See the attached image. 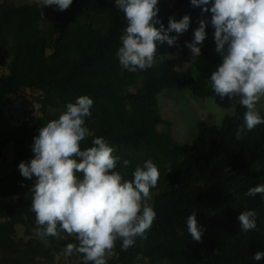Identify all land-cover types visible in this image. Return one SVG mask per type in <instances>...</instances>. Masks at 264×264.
Returning a JSON list of instances; mask_svg holds the SVG:
<instances>
[{
	"label": "trees",
	"instance_id": "1",
	"mask_svg": "<svg viewBox=\"0 0 264 264\" xmlns=\"http://www.w3.org/2000/svg\"><path fill=\"white\" fill-rule=\"evenodd\" d=\"M158 8L156 19L165 28L175 11H181L180 18L190 16L178 47L192 41L198 19H211V13L201 17V9L193 8L190 0H158ZM125 27L114 0H73L63 12L35 0L19 5L0 0V159L8 143L13 151L12 170L0 177V264H59L57 257L66 245L78 243L72 237H35L30 210L35 177L23 178L18 165L33 158L38 129L58 119L66 105L81 96L93 100L86 126L116 148L121 158L117 170L124 179L131 180L137 164L148 159L160 172L151 189L156 219L147 237L137 238L127 251H120L118 241V256L109 264H264V258L253 259L256 252H264V195L244 196L249 188L264 184V125L237 140L245 109L238 98L215 96L223 108L234 104V114L225 116L220 126L210 124L209 118L198 121L193 140L184 148L172 137L171 123L158 107V95L167 89L184 88L199 99L214 95L209 77L221 62L214 29L207 25L200 55L210 66L197 78L178 80L173 59L158 60L153 68L135 73L122 69L116 52ZM156 45L157 58L178 48ZM23 90L34 92L39 115L13 125L2 103ZM92 138L81 142L82 150L92 146ZM124 160L130 161L127 168ZM193 209L204 230L202 242L187 232L186 217ZM245 210L258 213V230L240 231L237 217ZM63 257L65 264H83L76 252Z\"/></svg>",
	"mask_w": 264,
	"mask_h": 264
},
{
	"label": "clouds",
	"instance_id": "2",
	"mask_svg": "<svg viewBox=\"0 0 264 264\" xmlns=\"http://www.w3.org/2000/svg\"><path fill=\"white\" fill-rule=\"evenodd\" d=\"M73 0H43V6H55L63 12ZM123 13L126 27L116 52L119 65L130 73L153 68L158 60L172 59L171 55L157 58L156 42L177 46L180 36L190 27L189 15L177 20L169 17L167 28L158 16V0H114ZM193 8H200V16L211 13L210 21L198 19L191 42H186L192 57L201 55L206 39V27L214 29L215 52L221 57L216 70L210 74L215 96L238 98L245 109L243 124L236 129V139L264 125L257 105L264 98V0H190ZM159 24L157 28L155 25ZM174 33V35H170ZM214 96V99H215ZM93 100L88 96L68 103L58 119L50 120L33 137V158L20 162L18 170L27 180L35 177L30 189L31 211L37 227L33 234L38 239L52 237L57 240L74 238L65 255H82L83 264H109L120 251L135 245L137 238H146L156 219L151 204V189L160 179L158 166L148 159L137 164L132 179H124L117 170L120 156L116 148L104 137L94 136L86 126ZM92 138V146L81 149V142ZM129 160L123 161L127 168ZM23 186V185H22ZM264 195V184L249 188L244 196ZM258 213L241 211L237 219L240 231L257 229ZM187 232L196 242H202L203 228L196 220L193 209L186 217ZM264 258L256 252L255 261Z\"/></svg>",
	"mask_w": 264,
	"mask_h": 264
},
{
	"label": "rangeland",
	"instance_id": "3",
	"mask_svg": "<svg viewBox=\"0 0 264 264\" xmlns=\"http://www.w3.org/2000/svg\"><path fill=\"white\" fill-rule=\"evenodd\" d=\"M17 5L33 2L34 0H14ZM43 5V0H35ZM168 2L170 0H167ZM181 11H175L172 17L180 19ZM187 32L179 37L181 41ZM183 49L187 54L183 55ZM171 55L175 61V77L178 80L184 78H197L209 66V62L202 56L192 57L190 50L183 44L173 52H166V56ZM33 91L23 90L19 93L8 96L2 103V109L6 117L13 125H18L30 117L39 115V107L32 101ZM214 96L199 99L193 96L184 88H173L162 91L158 95V107L164 120L171 123L172 137L184 148H187L196 134V124L200 120L209 118L210 124L220 126L225 116L234 114L235 105L223 108L215 103ZM219 97V96H218ZM220 98V97H219ZM221 99V98H220ZM228 99L224 97L222 100ZM258 110L264 113V98L257 105ZM12 143L6 145V152L0 159V177L12 170L13 167ZM153 200V197H152ZM5 201H8L5 200ZM152 204V201H151ZM18 236H21V229L18 227ZM64 252L57 257L59 264H65ZM160 264H169L164 261Z\"/></svg>",
	"mask_w": 264,
	"mask_h": 264
}]
</instances>
